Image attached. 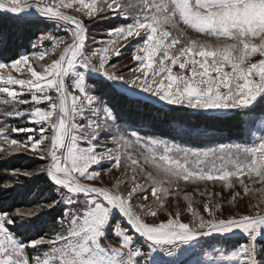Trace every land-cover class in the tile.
Segmentation results:
<instances>
[{"label": "snow or ice", "instance_id": "snow-or-ice-1", "mask_svg": "<svg viewBox=\"0 0 264 264\" xmlns=\"http://www.w3.org/2000/svg\"><path fill=\"white\" fill-rule=\"evenodd\" d=\"M101 20L121 23L90 46ZM137 39L133 66L115 71L111 58ZM104 85L155 119L226 118L241 142L194 148L141 135L98 94ZM0 105V152L45 162L12 174L43 173L53 193L0 208V264H264V196L227 217L212 200L232 189L231 204L252 184L264 193V0H0ZM181 182L221 191L195 188L208 197L201 211ZM149 193L153 204L132 203ZM181 194L187 221L164 203ZM52 211L58 227L41 235L37 221Z\"/></svg>", "mask_w": 264, "mask_h": 264}, {"label": "trees", "instance_id": "trees-1", "mask_svg": "<svg viewBox=\"0 0 264 264\" xmlns=\"http://www.w3.org/2000/svg\"><path fill=\"white\" fill-rule=\"evenodd\" d=\"M118 21H105L99 29L114 27ZM131 49L132 47L130 51ZM98 94L105 97L109 102L119 103L125 118L135 122L134 130H138L141 135L169 139L175 143H180L182 146L194 148L215 147L221 143L241 142L238 138L237 126L226 118L219 120L155 119V113L150 109H129L126 106L125 99L115 97L108 85H104ZM41 164L42 161L39 158L24 151L16 154L0 152V183L7 181L13 186L7 192L0 191V208L9 212L15 209L33 208L36 204L47 200L49 196L53 195L45 174L39 173L31 178L12 174L13 170H20L21 172L24 170L34 171ZM56 215V211L42 214V219L37 221V225L43 228L41 235L58 227L57 221L53 219ZM39 227L31 234L35 235V231H39ZM28 234L25 233V235Z\"/></svg>", "mask_w": 264, "mask_h": 264}, {"label": "rangeland", "instance_id": "rangeland-1", "mask_svg": "<svg viewBox=\"0 0 264 264\" xmlns=\"http://www.w3.org/2000/svg\"><path fill=\"white\" fill-rule=\"evenodd\" d=\"M29 2H34V0H29ZM106 21H109V20H106ZM103 22H105V20L98 21V22L94 23L93 25H91L90 32H89V44H90V46H94V44H93L94 41L95 42L107 41V39L109 38L107 29H99L100 25H102ZM119 23H121V21H118L116 23V26ZM61 34L63 35V33H61ZM191 35L195 38L197 34L191 33ZM200 38L204 39V37H200ZM133 41H134V43H133ZM138 42H139L138 39L132 40V42L128 46L121 48L120 56H113L111 58V63L116 64V69H114L115 71H120V70L124 69L125 65H127L129 67L133 66V62L131 60V52L133 51L135 44ZM131 47H132V49L130 51ZM110 70H112V69H110ZM122 74L128 75L127 72H123ZM25 107H27V106L22 107L21 110L23 111ZM2 111H3V106L0 105V112H2ZM5 119L6 118H4L3 116H0V123H3V121ZM8 122L10 125H14V126H18V127L30 126V125H28L27 119H25L23 121H21L19 119H9ZM26 135L27 134H25V133H12L11 134L12 138H16L19 140H24L26 138ZM24 152L30 153V155H32L31 152H28V151H24ZM36 158H38V157H36ZM44 163L45 162L42 161L41 165H43ZM38 169H35L34 171L37 172ZM118 176H119V173L113 171L112 173H110L104 177L105 183L110 186ZM242 179H245V182L248 183L246 178L242 177ZM139 182L140 183H146V181L143 179L139 180ZM180 186L184 191H187L193 195L194 200L198 202L194 206L198 210H201V211H202V204L204 201H206L208 199V197H207V195H203V196L198 195L194 191V189L198 187L201 192H204L205 189L207 188V191H211L212 193H216V192L221 191V185L219 183H217V184L208 183L207 185H205V183H199L198 185H192V184L185 185L184 182H181ZM250 187L253 189V191H251L248 195H244L242 189H237L240 191L241 195L239 197H237V199L235 201H233L231 204L228 203V200L230 199V194L233 191L232 189H229L227 192H223L220 197L213 196L212 200H213V202L219 201L222 204L223 213H224L225 217H227L232 212H239L242 214H247L250 211L248 206L250 204L256 203L257 201H259L262 198V196H264V193L255 191V189L260 188L261 185L252 184V185H250ZM124 191L126 192L127 189H124ZM153 201H154V198L149 193L147 200H144L143 197H141L138 200H134L132 203L133 204H137V203L153 204ZM164 203H165V207L169 211H171L173 214H175L177 209H179L182 212H185L182 219L187 221V219L189 218L188 214L186 213L187 202L183 200L182 194H181V196L175 197V198L172 195H169ZM153 206L158 207L156 205H153ZM21 210H25V209H21ZM158 215H159L160 220H165L167 218V216L163 210L158 211ZM204 215L207 216L206 213H204ZM147 219L149 222H152V220H153L152 217H148ZM218 246H219V244L216 245V247H218Z\"/></svg>", "mask_w": 264, "mask_h": 264}, {"label": "crops", "instance_id": "crops-1", "mask_svg": "<svg viewBox=\"0 0 264 264\" xmlns=\"http://www.w3.org/2000/svg\"><path fill=\"white\" fill-rule=\"evenodd\" d=\"M222 245H219L218 247H221ZM197 257H192V259H196ZM199 258H201L202 259V254H201V256L199 257Z\"/></svg>", "mask_w": 264, "mask_h": 264}]
</instances>
